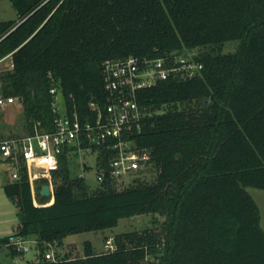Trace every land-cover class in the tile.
Segmentation results:
<instances>
[{"label": "trees", "instance_id": "obj_1", "mask_svg": "<svg viewBox=\"0 0 264 264\" xmlns=\"http://www.w3.org/2000/svg\"><path fill=\"white\" fill-rule=\"evenodd\" d=\"M11 1L25 19L0 21V62H13L0 71L1 90L20 100L27 132L36 121L54 129V86L68 112L95 120L91 101L108 102V59L178 53L202 64L193 77L172 73L138 90L147 114L132 137L156 169L153 181L92 188L72 173L66 152L53 173V203L35 204L24 166L4 184L18 208L12 234L39 249L24 264H264L261 210L248 190L264 189V0ZM233 40L238 48L224 52ZM145 213H159L157 223L115 234L116 251L91 240L83 252L60 249L71 234ZM10 235L0 247L22 255ZM51 243L55 257L47 258Z\"/></svg>", "mask_w": 264, "mask_h": 264}, {"label": "built area", "instance_id": "obj_2", "mask_svg": "<svg viewBox=\"0 0 264 264\" xmlns=\"http://www.w3.org/2000/svg\"><path fill=\"white\" fill-rule=\"evenodd\" d=\"M52 0H41L39 7ZM63 0H59L58 7ZM25 18H18L17 24ZM202 64L195 61L192 54L184 55L170 53L156 58H140L129 56L124 59H108L103 64L105 89L109 93L106 107L92 100L91 107L97 112L95 120H83L78 111L68 112L63 104L57 88H51L56 94L53 102L59 115L54 120V129H41L40 121L34 124V132L12 134L0 137V160L13 167L12 177H20V167L24 166L28 174L34 202L38 206L54 202L53 173L60 168L61 157L67 152L73 167L76 166L77 155H93L97 162L96 179L99 185L112 182L116 188H123L143 180V171L149 167L147 156L138 147L132 137L135 132H141L143 119L147 112L137 99L139 89L156 83L160 79L168 78L172 73L183 78L193 77ZM0 77V105L15 103L18 98L4 96L1 90ZM20 101V100H19ZM107 159L108 164L102 165ZM80 177H86V171L91 167L83 158ZM49 178L50 200L42 202L39 195L41 178ZM127 177H130L126 180ZM44 184V183H42ZM41 184V185H42ZM29 239L22 235L12 234L8 244L18 251L30 250ZM104 248L116 251L118 244L114 235L108 237ZM56 246L50 244L46 252L47 258H54Z\"/></svg>", "mask_w": 264, "mask_h": 264}, {"label": "rangeland", "instance_id": "obj_3", "mask_svg": "<svg viewBox=\"0 0 264 264\" xmlns=\"http://www.w3.org/2000/svg\"><path fill=\"white\" fill-rule=\"evenodd\" d=\"M19 15L11 0H0V21L3 20H18ZM239 42L237 40L228 41L224 45V52H233L238 48ZM194 52H198L195 49ZM11 56L4 62H0V71L12 67ZM11 63V64H9ZM20 101L16 100L14 104H8L6 106L0 105V136H7L15 134L13 132H25L24 126V113L22 104H18ZM87 160L91 166L86 171V181L92 187L96 188L99 184L96 179L97 162L93 155H77L76 166L73 167L72 173L81 172V162ZM12 166L4 161L0 160V228L5 225H13L14 219L19 221L18 208L15 203L7 196L4 191V184L13 180L11 175ZM130 177H127L128 180ZM156 178L155 167H147L143 171V179L147 181H153ZM249 192L257 199L259 190L261 188L248 187ZM160 217L159 213H145L133 215L130 217H123L119 220L118 225L95 231H85L80 233H74L69 235L64 240V246L61 250H71L74 254L84 251V242L91 240L97 250L104 248L106 238L111 235H115L122 232H127L135 229H144L152 227L157 223V218ZM14 218V219H13ZM30 250L24 252L22 255L13 256L10 249L5 246L0 251V264H24L29 259H35L39 253V249L36 243L30 242Z\"/></svg>", "mask_w": 264, "mask_h": 264}, {"label": "crops", "instance_id": "obj_4", "mask_svg": "<svg viewBox=\"0 0 264 264\" xmlns=\"http://www.w3.org/2000/svg\"><path fill=\"white\" fill-rule=\"evenodd\" d=\"M11 55H9L8 57H6L4 60H2L1 62H4V61H6L9 57H10ZM11 58H12V56H11ZM12 63V66H13V62H11ZM11 63H9V64H11ZM14 104V103H13ZM18 104H20V102L18 103ZM13 133H15V134H23V133H25V132H13ZM12 171H13V167H12ZM12 171H11V174H12ZM254 197V196H253ZM255 198V197H254ZM258 198L259 199H257V198H255V200L257 201V203H258V205H259V207H260V210H261V216H262V218H261V222H262V226H263V228H264V189H262V190H259V192H258ZM14 219V218H13ZM17 224H18V222H17V220L16 219H14V221H13V225L11 224V225H5L3 228H0V237H3V236H7V235H10V234H12L14 231H15V228H16V226H17ZM6 245H2V247H0V251H2L3 249H4V247H5Z\"/></svg>", "mask_w": 264, "mask_h": 264}, {"label": "water", "instance_id": "obj_5", "mask_svg": "<svg viewBox=\"0 0 264 264\" xmlns=\"http://www.w3.org/2000/svg\"><path fill=\"white\" fill-rule=\"evenodd\" d=\"M41 193L45 197H50L51 192H50V186L48 183H44L41 185Z\"/></svg>", "mask_w": 264, "mask_h": 264}]
</instances>
